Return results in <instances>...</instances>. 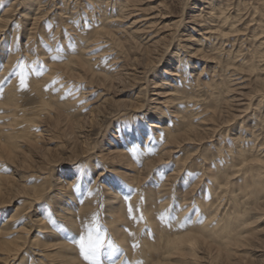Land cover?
Segmentation results:
<instances>
[{
	"label": "bare ground",
	"instance_id": "obj_1",
	"mask_svg": "<svg viewBox=\"0 0 264 264\" xmlns=\"http://www.w3.org/2000/svg\"><path fill=\"white\" fill-rule=\"evenodd\" d=\"M54 1L33 0L22 4L19 3V0H14L8 8L1 11L0 162H11L17 157L19 147H14L15 143L17 146L21 145L20 143L26 144L30 152L34 147L29 139L35 127V121L31 120L28 110L25 109L22 102L21 67L27 71V88L38 94L39 108L44 110V106H49V103L54 100L60 105H66L76 97L87 100L88 97L94 95L92 87L89 88L86 85L72 88L73 85L71 86L70 81L67 80L74 75L73 72L60 71L58 73L59 69L55 67V64L45 61V59H49L51 53L59 55L54 46L48 51V54H42L34 49V40L37 35L39 36L41 24L45 22L44 19L48 12L41 13L42 15L38 19L35 16L39 12L32 17V20H37L40 24L35 22L29 29L25 28V33L28 35L26 43L19 45V34L16 33L15 28L11 31L13 16L20 13L17 12V6L24 9L21 17L29 19L27 13L32 11L34 3V5H38L39 11L42 7L53 4ZM109 1L107 0L105 5ZM218 1L220 8L216 11L219 12V16H224L227 11L222 10L221 5L227 0ZM253 1L257 2L258 0ZM102 2L105 1L102 0ZM132 2L134 3V0H121L120 11L117 14L120 17L114 21L121 22V32L127 35L129 41L132 39L141 41L142 36L145 35V33L142 34L143 30L147 27L153 28L159 19L166 20L167 16L155 15L147 19H133L136 17L134 12L138 10H131V8H135ZM234 2L236 4L238 0H234ZM88 5L91 6V4ZM79 6L72 8L71 13L75 15L74 18L77 17ZM52 7L56 8L57 6ZM91 7L94 10L95 7L93 5ZM129 10L132 12H128ZM201 11H204V8H201ZM105 12L106 10L103 11V13ZM114 12L115 10L112 9L107 20L117 16L114 15ZM150 14L154 15L155 13L151 12ZM208 14L215 17L213 11ZM196 16L200 15L193 16L187 24L200 27L201 32L198 35L204 41H209V38L205 36L215 34L216 25L210 23H208L209 26L203 25L201 22H197L198 17L196 18ZM125 19L132 20L127 27L124 24ZM228 19L226 18L225 22ZM140 24H143L140 26L141 28L138 27ZM147 24L150 26L143 28ZM162 27L168 33L165 35L166 37L172 36L173 38L179 34L177 24H164ZM192 27L187 26L188 29L193 30ZM245 30L246 28H244ZM230 34L232 33L221 31L218 36L213 38L226 40ZM69 39L71 40V38ZM158 44L159 41L154 43L155 50H157ZM42 45L45 44L42 43ZM263 45L264 41L260 42L259 40L257 48L260 50L257 48L256 50L260 59L264 58V52H260L264 50V48L261 49ZM93 46L89 41L68 44L67 49L65 48L66 50L63 51L67 53L64 58L66 64L76 67L82 59H84V65L87 66L98 62L101 55L94 58L87 56L88 53L93 54ZM82 51H89L87 57L82 56ZM198 51H192L190 55H199ZM160 52L165 53L163 49ZM200 58L205 62L210 61L202 54ZM92 59H95V62L91 64ZM184 61L185 59L181 60V57L178 56V65L182 66ZM191 67L192 64H186L184 70ZM74 69L77 70V68ZM175 69V71H165L164 73L177 78L183 70L180 67ZM250 73L251 70L243 69L242 63L237 68L235 67L231 75L226 78L231 85L227 84V93L230 94V98L226 102L231 106L242 105V100L246 95L260 97L261 100H264V80L252 82V85L255 86L254 90L250 93L244 92L247 89L246 86L251 84H248L249 80H247ZM136 74L143 75V72ZM119 76L129 77L132 75L122 71ZM232 76L240 77L231 80ZM191 77L194 76L191 75ZM74 78H79V76L74 75ZM163 85L168 86L169 83L164 81ZM75 92L76 95H74ZM153 95L158 97L154 102L155 105L166 104L161 101L162 99H159L165 98L162 94L155 93ZM248 105L239 110L240 114L237 116L240 119L247 117L250 108L249 103ZM95 108H99L98 103L92 110ZM153 108L152 114L157 113L159 108ZM38 109L36 114L40 113ZM148 116L147 114L144 117ZM161 116L162 118H158L154 115L156 117H153L154 119L160 120L150 124H146L147 118L137 116L136 120L133 119L129 125L113 134L109 144L113 145V149L109 150V157L99 156L98 160H94V165L74 171L70 179H67V175L60 177L61 179L57 180L54 190H48L43 184L47 180V176L42 177L39 180L40 183L30 186L15 184L10 176L5 175L6 172H11L10 166L0 163V172H2L0 173V264H89V261L85 260L81 253L79 241L81 236L86 234L87 228L95 229L99 225L102 226L101 232L106 234V245L99 255V264H196L197 261H201L197 256L199 252H197L196 243L205 240L206 237H225L224 244L226 245L234 242L244 243L249 240L246 231L249 226L245 224L250 219L249 225L251 226L255 223L252 221L254 217L257 220L264 217V196L260 198V195H264V143H258L261 134L255 136V132H248L249 129H246L244 125L240 126L239 132L236 131L239 135L236 139L237 142L234 139V143L243 142L245 149L236 150L238 147L234 146L230 148L238 155V160L243 164L241 168L234 169L233 162L236 158H233L229 150L221 144L219 152L224 151L227 160L225 161L226 166L221 160L219 168L210 170L208 175L200 174L193 179L187 173L184 175V167H181L176 160L174 167L167 175L171 158L175 159L174 156L169 155L171 152L169 148L173 142L180 137L190 135L193 130L188 124H183V131L174 133L164 122L169 117L168 111L162 113ZM171 117L176 119L174 115ZM191 117V115L188 116V119L191 120ZM180 119L184 120L182 116L177 118V120ZM251 127L256 131L258 126ZM161 131L166 133V138L159 141L157 145L155 139L159 138L158 134ZM246 132L252 137L251 141H254L252 148L249 146L251 141L246 139L248 134L244 136ZM257 145L259 149L254 150ZM253 151L254 154L249 155ZM230 157H232V161L228 164ZM41 158L50 163L45 154ZM107 161L112 166L102 164ZM24 164H27L26 159L22 162V165ZM97 166L103 168H101L97 180L91 183V176ZM39 170L41 171L42 168ZM247 170L250 171L249 174ZM12 171L17 172L16 170ZM190 177L191 179H189ZM247 178H249L248 188L238 185L240 180L246 182ZM250 190L254 191L252 196L255 197L252 203L248 201V193H246ZM210 197L219 199L221 201L220 208L224 207L227 212L233 202L241 209H237L232 214L231 212L225 213L229 220L228 223H224L213 206L212 200L209 201ZM18 202L19 205L11 213L8 205ZM44 202H47L48 209L43 207ZM129 207L132 209L131 213ZM235 219H243L244 222L232 226ZM228 228L229 230H226ZM222 233L224 235H219ZM107 242H111L115 249H109Z\"/></svg>",
	"mask_w": 264,
	"mask_h": 264
},
{
	"label": "rangeland",
	"instance_id": "obj_2",
	"mask_svg": "<svg viewBox=\"0 0 264 264\" xmlns=\"http://www.w3.org/2000/svg\"><path fill=\"white\" fill-rule=\"evenodd\" d=\"M13 1L0 0V14ZM32 1L19 0V3L27 4ZM103 1L105 2L102 0H55L53 4L46 5L39 11L38 5L34 3L32 11L27 13L30 20L21 17L24 9L16 5L17 12L20 13L13 16L11 31L15 28L16 33L19 34H17L18 44L27 42L28 35L25 33V28L29 29L35 22L40 24L37 20H32V17L39 12L35 16L38 19L43 13L48 12L49 17L46 18V16L45 22L42 21L44 23L41 24L43 29L40 27L43 33L38 32L40 34L34 40V49L42 54H48L54 46L59 55L51 53L49 59L45 61L55 64V67L59 69L58 73L67 71L79 76V78H74L73 75L67 81H70L74 89L78 85L92 87L94 95L88 97L87 100L76 97L66 105H60L54 100L49 103V106H44V110L39 108L38 94L27 87L23 88V105L28 110L31 120L35 121V127L29 139L34 147L30 152L26 144L20 143L21 145L17 146L15 143L14 147H19L17 157L11 162H0L11 168V172H6L5 175L10 176L15 184H28L29 186L40 183L39 180L47 176L43 184L48 190H54L60 177L67 175V179H70L74 171L94 165V160H98L99 156L109 157V150L113 149V145H109L113 134L125 128L137 116L147 118L146 124H150L159 122L158 118H162V113L166 111L169 117L164 122L174 133L183 131V124H188L193 130L190 135L177 139L169 148L171 149L169 155L174 156L175 159L171 158L167 175L171 172L176 160L181 167H184V175L187 173L193 179L200 174L208 175L210 170L219 168L221 160L226 166L224 151L219 152L221 144L229 150L233 158H236L233 162L234 169L243 167L241 161L238 160V155L231 149L232 146L238 147L236 150L245 149L243 142L236 144L239 135L236 131L239 132L240 126L244 125L246 129H249L248 132H255V136L261 134L258 143H264L262 140L264 139V100L260 97L246 95L242 100V105L231 106L226 102L230 98V94L227 93V86L230 84L226 78L231 75L235 67L243 63L244 70H251L250 77H247L248 84H251H246L247 89L244 92L250 93L254 90L255 86L252 82L264 80V58L260 59L257 54L259 40L264 41V0L257 2L238 0L236 4L234 0H227L221 5L222 10L227 11L224 16H219V12L216 11L220 8L218 0H134L132 4L135 8L131 10L138 11L134 12L136 17L133 19H147L155 15L167 16L166 20L159 19L153 28L147 27L150 24L144 26L143 28L147 27V29L142 31L145 35L142 36L141 41L138 39L129 41L127 35L121 32V22L114 21L120 17L117 14L120 11L121 0H110L107 5H105L107 0ZM88 4L93 5L94 10ZM77 5L80 6L77 10V17L74 18L75 15L71 12L72 8ZM201 8H204V11H201ZM112 9L115 10L114 15L117 16L107 20ZM53 10H55L54 13ZM105 10L106 12L103 13ZM211 11L215 13V17L208 14ZM151 12L155 14L151 15ZM198 14L200 16H196L198 17L197 22L203 25H208V23L216 25L214 30L218 31L216 30L215 34L204 35L209 38V41H204L198 35L201 32L200 27L187 24L193 16ZM226 18H229L227 22H225ZM124 22L127 27L132 20L125 19ZM78 23H80L79 26H77ZM164 24H177L179 34L173 38L172 36L166 37L168 33L162 27ZM141 25L143 24L138 27ZM187 26H193V30L188 29ZM244 28H246L245 31ZM221 31L232 34L226 40L221 38L215 40L213 37L218 36ZM161 38L163 39L160 41ZM77 41H89L94 45L93 54L88 53L87 55L89 51H82L83 57L94 58L101 55L100 60L94 63L95 59H92L91 64H94H88V66L84 65V59L76 67L67 65L64 59L67 53L63 51L67 49L68 44H76ZM156 41H159L157 50L154 48ZM152 44L153 47H151ZM263 48L264 45L261 49ZM162 49L165 53L160 52ZM192 51H198L199 55L191 56ZM95 52L97 54H94ZM201 54L210 61H203L200 58ZM178 56L181 60L185 59L182 66L178 65ZM186 64H192V67L184 70ZM176 67L183 70L179 77L173 78L164 73L175 71ZM122 71L132 76L120 77ZM137 72H143V75H137ZM239 77L232 76L231 80ZM164 81H167L169 85H163ZM155 93H160L165 97L159 98L162 102H166L165 105L154 104L158 98L153 95ZM97 103L99 108L92 110ZM248 103L250 104L248 115L240 119L237 116L240 114L239 110L245 105L249 106ZM153 107L159 108L157 111L159 114H152ZM37 109L39 114L35 113ZM147 114L149 116L144 117ZM154 115L158 118L154 119L156 118ZM173 115L176 119L171 117ZM190 115L191 120L188 119ZM181 116L184 120H177ZM252 121H255V124ZM253 125L258 126L256 131L251 129ZM248 132L244 136L248 134L246 139L251 141L252 137ZM158 137L155 139L157 145L159 141L166 138V133L161 131ZM253 145L254 141H251L249 146L252 148ZM257 149H259L258 145L254 150ZM43 154L50 163L41 158ZM253 154L254 151L249 153V155ZM232 157L229 158L228 164L232 161ZM25 159L27 164L22 165ZM102 164L112 166L108 161ZM39 168L42 170L40 171ZM101 168L103 167L97 166L91 176V183L97 180ZM246 180V182L240 180L238 185L248 188L249 178ZM253 192L246 191L248 201L251 203L255 198L252 196ZM263 196L260 195V198ZM209 201L213 203L224 223H228L229 220L226 214L230 212L232 214L237 209H241L233 202L227 212L224 207L220 208L221 201L216 197L214 199L210 197ZM18 205L19 202L8 205L9 211L12 213ZM46 206L47 202H44L43 207L48 209ZM255 218L252 220L255 223L251 226L249 225L250 219L245 224L249 226L246 231L250 239L244 243L234 242L226 245L224 244L225 237L215 236L206 237L205 240L196 243L197 252H199L197 256L201 260L196 264H264V217L262 216L260 220ZM243 222V219H235V222L230 224L235 226ZM98 228L101 230L102 226L99 225ZM219 235H224V233Z\"/></svg>",
	"mask_w": 264,
	"mask_h": 264
},
{
	"label": "snow or ice",
	"instance_id": "obj_3",
	"mask_svg": "<svg viewBox=\"0 0 264 264\" xmlns=\"http://www.w3.org/2000/svg\"><path fill=\"white\" fill-rule=\"evenodd\" d=\"M20 84L22 88L27 87V71L23 67L20 69ZM132 209L129 207V212ZM106 245V234L102 233L99 228H87L86 234L81 236L79 247L85 260L89 264H99V255ZM109 249H115L111 242H107Z\"/></svg>",
	"mask_w": 264,
	"mask_h": 264
}]
</instances>
